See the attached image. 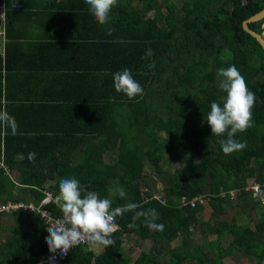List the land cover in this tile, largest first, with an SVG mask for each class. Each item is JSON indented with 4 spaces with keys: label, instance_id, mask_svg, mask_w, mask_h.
<instances>
[{
    "label": "trees",
    "instance_id": "1",
    "mask_svg": "<svg viewBox=\"0 0 264 264\" xmlns=\"http://www.w3.org/2000/svg\"><path fill=\"white\" fill-rule=\"evenodd\" d=\"M156 1L117 0L101 25L84 0H0L5 5L0 110L15 121V133L0 126V162L8 169L0 167V204L38 201L47 180L55 197L60 179L75 178L112 199L113 208L137 205L116 217L119 230L111 247L92 257L85 245H77L56 264H225L224 258L233 260L237 252L262 264L264 202L244 187L255 167L254 179L264 182V50L241 21L263 8L264 0H160L159 6ZM247 25L264 37V18ZM148 49L152 55L142 59ZM230 65L256 100L253 126L234 137L247 147L226 155L219 144L226 136L211 135L202 119L223 95L216 70ZM125 68L143 88L133 99L113 87L112 74ZM165 151L175 152L182 164L171 165L170 159L171 169H162ZM29 152L36 154L34 161ZM143 164L160 176L166 198L197 196L205 202L149 199L151 187L131 178ZM114 187H122L126 197L112 196ZM234 197L246 217L251 204L257 228L242 226L235 220L239 214H229V205L237 207ZM47 208L60 214L54 201ZM147 209L157 211L163 231L145 227L140 213ZM21 214L23 221L0 240V264L34 262L47 248L38 216L11 213ZM132 234L150 239L148 250L134 258L123 250L114 254V246ZM208 234L214 238L208 240ZM175 239L176 245L165 247Z\"/></svg>",
    "mask_w": 264,
    "mask_h": 264
},
{
    "label": "clouds",
    "instance_id": "2",
    "mask_svg": "<svg viewBox=\"0 0 264 264\" xmlns=\"http://www.w3.org/2000/svg\"><path fill=\"white\" fill-rule=\"evenodd\" d=\"M89 13L101 25L109 21L112 8L117 0H84ZM152 55L148 49L142 59ZM219 78L218 88L223 95L218 101L210 103V111L203 116L202 123L207 122L211 135L225 137L219 140L224 154H232L247 147L246 142H239L234 137L253 126V112L255 93L247 87L245 78L235 65L220 67L216 70ZM113 87L117 93H123L129 99L143 94V88L136 81L127 68L112 74ZM0 126L11 128L15 133L14 118L6 111L0 110ZM35 153L29 152V161L35 160ZM59 191L54 203L61 213L58 219L48 218L46 221L47 236L45 244L52 253L46 264H56L55 254L60 257L69 253V250L81 242L94 250H103L111 247L115 241L113 234L119 230L116 217L137 207L136 204H126L121 207H112V199L101 198L99 193L88 191L75 178L59 180ZM112 196L126 197L122 187L110 188ZM5 214V213H4ZM145 220V227L152 231H163L164 225L156 223L158 213L155 209H147L140 213ZM134 227V225H129ZM264 264V262H262Z\"/></svg>",
    "mask_w": 264,
    "mask_h": 264
},
{
    "label": "rangeland",
    "instance_id": "3",
    "mask_svg": "<svg viewBox=\"0 0 264 264\" xmlns=\"http://www.w3.org/2000/svg\"><path fill=\"white\" fill-rule=\"evenodd\" d=\"M160 4V0H157L155 5L156 6H159ZM154 5V6H155ZM149 13H152V11H150ZM262 33L264 34V31H262ZM107 159V157H105V160ZM172 160V164L171 165H175V166H179L182 164L181 162V158L178 157V155L173 152V153H169V152H163V159L161 160L160 162V166L162 169H167L168 168V163H167V160ZM171 165L169 166V169H171ZM257 171L256 167L247 175L246 177V182L254 179V175H255V172ZM131 178L138 181V182H143L145 183L146 185L150 186L151 187V193H158L160 194L161 196H165V192H164V185L163 183L160 182V176L154 172V170L152 169V167L150 165H142V166H139V167H135L132 172H131ZM12 174V173H11ZM148 177L147 178H143V176ZM11 178L12 179H17V175L15 174H12L11 175ZM157 182H159V186H160V190L157 189L156 185H157ZM13 188H15V186H13ZM143 189H145V187H143ZM166 197V196H165ZM171 197H176V195H170L168 196V198H171ZM238 200V199H237ZM236 198L234 197L233 198V204L234 203H237V207H234L232 208V206H228L227 207V211L229 212V214L233 213V212H236L237 215L240 213L241 209L243 208V203L240 202V201H237ZM247 208H248V211H249V217H246L244 214L241 215V218L242 220H237V222H241L242 223V226L243 225H247L249 227H251L252 229L254 228H257L258 227V224H257V218L255 216V212L253 210V208L250 206V204L247 205ZM210 206H208L207 208V211L205 214H209L210 211ZM206 217V216H205ZM231 225V224H230ZM229 225V226H230ZM231 227V226H230ZM7 230H5L4 232H0V240L4 237L7 236ZM199 237V234L196 235L195 238H198ZM134 238H136L134 240ZM210 238L213 239L214 238V235L211 234L210 235ZM127 241H128V246H123L122 248L126 250V252L130 255L131 258H134L137 254H138V251L139 250H148V248L150 247V240L149 239H141V240H138L137 237H134L132 238V236H128L127 238ZM228 241V238H224V240L222 241V244L225 245L226 242ZM178 242L177 239L173 240L169 245L165 246V247H172L174 245H176ZM119 246H116V248H118ZM238 255L237 258H234L233 260L229 259V257H226L225 260H226V263L225 264H253V259L252 258H246L245 255H241L239 252L236 253ZM164 258V255L163 256H160L159 259H163Z\"/></svg>",
    "mask_w": 264,
    "mask_h": 264
},
{
    "label": "built area",
    "instance_id": "4",
    "mask_svg": "<svg viewBox=\"0 0 264 264\" xmlns=\"http://www.w3.org/2000/svg\"><path fill=\"white\" fill-rule=\"evenodd\" d=\"M5 41L4 37V3H0V52H2V46ZM0 167L7 173V166L0 162ZM244 190L248 191L250 196L254 199H258L264 202V182H258L255 179H252L246 182V186ZM229 195H233L234 191H228ZM54 198L51 192L48 189L43 190V196L36 202L31 200H8L4 203L0 204V213H13L17 210L28 211L31 214L38 216L40 219L43 228L46 230V221L48 218L58 219L61 217V213L59 215H53V213L47 208V204L50 201H54ZM155 199L160 203H166L167 200L158 193H151L149 199ZM172 200L175 201V204L179 205H189L194 206L196 202L204 203L205 199L197 196H193L190 198H186L185 196H176L172 197ZM79 245L89 246L87 242H81ZM53 254L48 251L46 248L43 252H41L34 262H28L26 264H46L49 256ZM56 260L60 258L59 252L55 254Z\"/></svg>",
    "mask_w": 264,
    "mask_h": 264
},
{
    "label": "crops",
    "instance_id": "5",
    "mask_svg": "<svg viewBox=\"0 0 264 264\" xmlns=\"http://www.w3.org/2000/svg\"><path fill=\"white\" fill-rule=\"evenodd\" d=\"M57 1V0H56ZM4 13H5V5H4ZM25 18L26 17H23V20H25ZM30 26L28 25V28H29ZM48 29H49V31L50 32H52V27L51 26H49L48 27ZM3 47V46H2ZM30 90H33V89H30ZM104 158H103V160L104 161H107V159L105 160V157L106 156H103ZM11 177V176H10ZM51 183H52V181H50V180H47L45 183H44V188L45 189H48V187L51 185ZM160 184H159V182H157V185H156V187H157V189H159L160 190V186H159ZM152 192V191H151ZM166 200H168L167 202H169V203H171V204H175V201H173L172 200V197L171 198H166L165 196H163ZM233 200V199H232ZM207 206H209V205H205V206H203V214H204V216H208V214H205L206 213V211H207ZM250 206H251V204H250ZM255 212V211H254ZM241 215L242 214H239L237 217H236V219L235 220H242V218H241ZM256 216V215H255ZM23 217H24V215L23 214H21L19 217H15V216H13V215H11V213H5V214H2L1 216H0V232H4L5 230H7V228H10V227H14L15 226V224H19V222L20 221H23ZM229 224H230V222H229ZM229 227V226H228ZM195 233L196 232H194V235L192 236L193 238H195L196 237V235H195ZM210 235L211 234H208V236H207V239L208 240H211V238H210ZM130 236H132V238H133V236L134 237H137L138 238V240H141V238H139L137 235H134V234H132V235H130ZM128 238V237H127ZM127 238H125V240H124V242L123 243H121V244H116L115 246H114V250H113V253L114 254H116L117 252H119V250H123L126 254H128L127 252H126V250L125 249H123L122 247L123 246H128V241H127ZM136 238H134V240H135ZM145 239H148V238H145ZM144 240V239H143ZM150 240V239H149ZM150 242H151V240H150ZM171 243V242H170ZM151 244V243H150ZM116 246H119L118 248H116ZM85 249H87V250H91L92 251V257H94L96 254H98L101 250H94V249H92L90 246H86L85 248H84V250ZM140 251V250H139ZM138 251V252H139ZM129 255V254H128ZM130 256V255H129ZM226 258V257H225ZM225 258H224V261L223 262H225L226 263V260H225Z\"/></svg>",
    "mask_w": 264,
    "mask_h": 264
},
{
    "label": "water",
    "instance_id": "6",
    "mask_svg": "<svg viewBox=\"0 0 264 264\" xmlns=\"http://www.w3.org/2000/svg\"><path fill=\"white\" fill-rule=\"evenodd\" d=\"M264 18V7L259 9L258 11L252 13L246 19L241 21L242 29L247 32L250 36H252L259 46L264 50V37L262 34H258L255 30L251 29L247 24L249 22L257 21Z\"/></svg>",
    "mask_w": 264,
    "mask_h": 264
}]
</instances>
